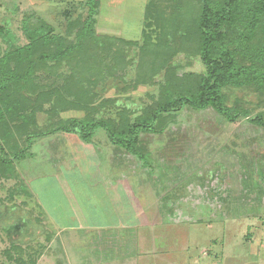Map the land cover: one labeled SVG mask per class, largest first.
Returning <instances> with one entry per match:
<instances>
[{
	"label": "rangeland",
	"instance_id": "obj_1",
	"mask_svg": "<svg viewBox=\"0 0 264 264\" xmlns=\"http://www.w3.org/2000/svg\"><path fill=\"white\" fill-rule=\"evenodd\" d=\"M81 1L60 4L81 11ZM148 1L99 0L97 31L139 40ZM41 2L0 0V25L11 31L10 38L0 37V54L8 39L25 42L26 15L41 16L64 33L63 11H42ZM176 59L184 66L180 72L203 71L196 59ZM37 77L41 84H61L56 75ZM118 86L108 79L100 98L132 95V103L120 99L96 115L116 119L124 103L136 109L147 102V88L122 94ZM225 94L228 106L264 109V97L253 88ZM83 115L66 110L53 121ZM36 117L40 131L49 126L45 110ZM179 119L163 134L143 135L140 145L149 152L151 169L112 147L101 130L91 143L64 132L36 142L34 157L18 163L14 177L0 180V264H264V191L260 183L242 188L251 164L257 169L254 180L264 172V130L246 119L228 122L211 108L185 107ZM120 193L125 201L118 200ZM130 213L137 217L133 224Z\"/></svg>",
	"mask_w": 264,
	"mask_h": 264
},
{
	"label": "trees",
	"instance_id": "obj_2",
	"mask_svg": "<svg viewBox=\"0 0 264 264\" xmlns=\"http://www.w3.org/2000/svg\"><path fill=\"white\" fill-rule=\"evenodd\" d=\"M154 1L146 3L139 40L98 32L99 0L81 1V11L61 9L67 18L61 34L41 16L21 20L25 42L8 39L0 54V180L14 177L17 164L34 157L32 146L58 132L91 143L101 130L112 147L151 169L149 152L140 145L143 135L172 129L185 107L211 108L228 122L246 119L264 130V109L228 106L225 94L231 88H253L264 97V0ZM10 32L0 25V37L10 38ZM179 55L198 60L203 71L180 72ZM64 66L67 73L56 71ZM41 72L61 77V84L39 83ZM110 78L119 81L122 94L147 88V102L136 109L124 103L116 119L96 115L120 99L132 103V95L100 98L101 85ZM43 110L50 124L40 131L36 115ZM66 110L84 115L53 121ZM255 166L243 175L242 188L252 190L260 183L264 191V172L254 180ZM212 188L222 198L218 185Z\"/></svg>",
	"mask_w": 264,
	"mask_h": 264
},
{
	"label": "crops",
	"instance_id": "obj_3",
	"mask_svg": "<svg viewBox=\"0 0 264 264\" xmlns=\"http://www.w3.org/2000/svg\"><path fill=\"white\" fill-rule=\"evenodd\" d=\"M60 1H62L63 2V0H43V2H41V4H39L40 5V7H41V9H42V11H51L52 9L54 10V11H56L57 9H58V11H60L61 9H63V7H66V6H63V5H61L60 4ZM52 10V11H53ZM98 23H99V16H98V19H97V25H98ZM96 25V27H98ZM97 29V28H96ZM99 32V31H98ZM78 169H79V167H77V172H80V171H83V170H80L79 169V171H78ZM64 181V184L65 185H67L68 186V188H69V186H70V184H69V182H68V179H67V181H66V179H63ZM78 181V180H77ZM76 182V181H75ZM78 183H80L79 181H78ZM92 183V182H91ZM88 188L89 187H91L92 188V184H89L88 186H87ZM86 187V188H87ZM90 189V188H89ZM91 190V189H90ZM90 190H88L89 192H92V191H90ZM121 196V197H120ZM120 196L118 195V200H124L125 201V199L127 198V197H125V195H124V197H123V195L120 193ZM124 198V199H123ZM108 200V199H107ZM111 202H112V200L111 199H109ZM117 199L115 200V201H118ZM109 203V202H108ZM113 203V202H112ZM111 203V204H112ZM110 204V203H109ZM126 213V212H125ZM136 216H135V214H132V213H130V217L128 218L127 217V219L128 220H130L129 221V223L130 224H133L134 222H133V220H135L136 221ZM151 220V219H150ZM142 223V222H141ZM148 223V222H147ZM145 226V223L144 224H142V226ZM72 229V228H71Z\"/></svg>",
	"mask_w": 264,
	"mask_h": 264
}]
</instances>
